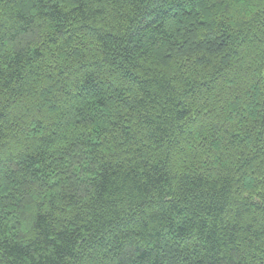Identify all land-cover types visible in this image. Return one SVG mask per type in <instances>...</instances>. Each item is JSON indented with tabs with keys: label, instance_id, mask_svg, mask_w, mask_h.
Masks as SVG:
<instances>
[{
	"label": "trees",
	"instance_id": "trees-1",
	"mask_svg": "<svg viewBox=\"0 0 264 264\" xmlns=\"http://www.w3.org/2000/svg\"><path fill=\"white\" fill-rule=\"evenodd\" d=\"M0 264H264V0H0Z\"/></svg>",
	"mask_w": 264,
	"mask_h": 264
}]
</instances>
